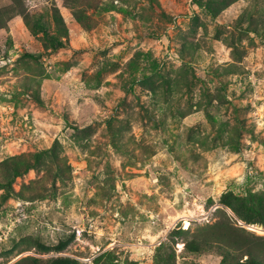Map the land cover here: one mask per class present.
Listing matches in <instances>:
<instances>
[{
    "label": "rangeland",
    "instance_id": "1",
    "mask_svg": "<svg viewBox=\"0 0 264 264\" xmlns=\"http://www.w3.org/2000/svg\"><path fill=\"white\" fill-rule=\"evenodd\" d=\"M84 2L0 0V264H221L184 246L264 235L221 203L264 197V0Z\"/></svg>",
    "mask_w": 264,
    "mask_h": 264
},
{
    "label": "trees",
    "instance_id": "2",
    "mask_svg": "<svg viewBox=\"0 0 264 264\" xmlns=\"http://www.w3.org/2000/svg\"><path fill=\"white\" fill-rule=\"evenodd\" d=\"M84 1L65 0V3L72 7L76 19L85 24L89 14ZM56 17L58 20L63 19L62 14L57 11ZM221 203L230 207L245 222L264 225V197L255 193L243 196L233 190H227L221 196ZM71 239L72 237L60 240L55 248L63 249ZM39 245L44 250L48 248L42 242ZM263 248L264 235H258L243 226L234 225L226 216V218L218 219L194 232L185 241L184 251L200 253L209 249H216L222 255L221 264H264L260 255ZM167 249L164 244L157 247L155 264H176L175 251H168ZM238 251H240V255H237ZM245 255L247 257L244 259ZM28 258H23L17 264H23ZM77 262L78 260L71 256L60 255L52 257L46 264H77Z\"/></svg>",
    "mask_w": 264,
    "mask_h": 264
},
{
    "label": "bare ground",
    "instance_id": "3",
    "mask_svg": "<svg viewBox=\"0 0 264 264\" xmlns=\"http://www.w3.org/2000/svg\"><path fill=\"white\" fill-rule=\"evenodd\" d=\"M255 225V224H254ZM263 229H264V227H263Z\"/></svg>",
    "mask_w": 264,
    "mask_h": 264
}]
</instances>
